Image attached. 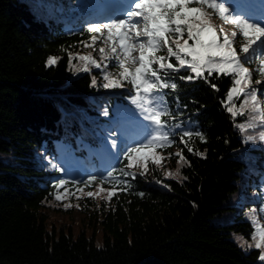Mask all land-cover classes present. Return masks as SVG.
I'll list each match as a JSON object with an SVG mask.
<instances>
[{
	"label": "trees",
	"instance_id": "16d2710c",
	"mask_svg": "<svg viewBox=\"0 0 264 264\" xmlns=\"http://www.w3.org/2000/svg\"><path fill=\"white\" fill-rule=\"evenodd\" d=\"M88 2L0 0V264H263L260 250H244L232 238L238 232L252 240L254 224L243 213L231 222L214 221L235 208L229 199L238 179L250 189L264 179V142L259 134L255 143L244 142L236 127L248 118L247 110L236 117L226 110L231 76L186 81L180 77L191 73L181 69L165 77L178 88L160 91L176 115L162 121H180L193 132L183 137L191 153L178 143L185 160L177 176L161 177L155 169L153 181L140 169H127L123 153L109 162L103 145L116 126L111 119L118 123L119 109L131 104L135 90L127 82L123 88L102 87L103 75L116 73L118 63L101 59L104 38L93 44L86 16L78 15ZM49 9L62 11L49 15ZM71 11L77 15L72 22ZM241 39L238 34L237 49ZM89 54L100 69L87 65L83 71L79 56ZM104 109L113 111L109 121ZM80 138L97 146L81 148ZM249 151L258 153L252 157ZM121 169L133 174L124 176ZM93 175L97 179L89 181ZM60 179L66 183L56 188ZM98 187L116 194L100 200L87 195ZM58 189L86 194L79 201L94 224L92 234L50 229L47 207Z\"/></svg>",
	"mask_w": 264,
	"mask_h": 264
},
{
	"label": "snow or ice",
	"instance_id": "6c2138e0",
	"mask_svg": "<svg viewBox=\"0 0 264 264\" xmlns=\"http://www.w3.org/2000/svg\"><path fill=\"white\" fill-rule=\"evenodd\" d=\"M133 3L134 7L127 11L124 18H115L102 23L88 22L86 29L89 33L95 34L91 37L93 44L100 37L104 38L106 47L99 49L101 59H114L118 63L116 73L105 72L103 75L105 82L102 87L118 89L125 87L127 82V85L135 90L131 104L135 105L136 117L142 124L147 122L146 129L135 122L125 128L108 129L111 149L118 150L120 142L131 141L136 144V146L127 147L123 152L127 160V169L131 170L135 166L141 169L140 175H143L147 171V160L151 159L152 163L160 165L162 157L156 154V148L167 147L172 143L170 137L175 135V131L165 130L166 122L162 121V117L171 116V113L166 107V101L160 96V91L178 88L177 83L169 82L165 77L181 69L191 73L180 77L181 80L186 81L197 78L207 80L214 73L230 75L232 86L227 92V101L230 106H227L226 110L232 117L242 115L247 110L250 117L247 124L240 123L236 127L243 132L245 129H255L257 121L264 125V116L259 115L261 100L258 99V90L252 87L253 73L242 62V54H248L258 44H264V26L251 23L240 15L233 17L229 8L220 0H138V2L133 0ZM190 4L196 6L190 7ZM55 11H62V9ZM55 11L49 9L48 14L55 15ZM216 17L234 26V30L229 32L218 26L215 23ZM185 33L187 39H183ZM238 34L243 37V41L237 49L234 45L237 43ZM141 37L145 39L141 40ZM189 40L192 41L191 44ZM163 48L167 49V55H156ZM169 57H175L177 64L168 62ZM258 59L261 79L255 81L257 85L264 79V55H260ZM79 60L85 62L81 66L85 72L89 70L87 65H92L96 69L101 68V64L97 63L91 54L79 56ZM51 63L53 61L49 59V64ZM92 84L97 85V81L93 79ZM211 87L217 86L212 84ZM241 95L244 97V103L237 108L233 99ZM102 115L109 121L113 111L104 109ZM180 128V123L174 125V129ZM196 135L204 140V136L199 132ZM192 136L191 131H183L181 136V141L184 142L189 153L193 149L187 145V141H183V137L191 138ZM97 140L99 141L100 137H97ZM258 140L264 142V131L259 132ZM245 142L255 143L256 137L249 134L245 137ZM79 145L81 148L97 146L85 145L83 138H80ZM145 150L147 154H144ZM196 155L200 153L197 152ZM176 156L179 157L180 162L185 160L180 152H177ZM56 167L57 165L52 164L53 169ZM121 172L124 176L133 174L124 169H121ZM178 174L179 170H177ZM107 177H113V172L108 171ZM96 179L94 175L89 177V181ZM115 182L116 184L124 183L121 180ZM65 183L64 179H60L56 188H60ZM115 194L109 191L107 197L111 198ZM87 195L92 196L93 193L88 192ZM139 195L143 196L144 193L141 192ZM60 198V196L56 197L57 200ZM260 211L264 212V208ZM241 246L260 250L259 260L264 262V228L256 230L253 243L242 241Z\"/></svg>",
	"mask_w": 264,
	"mask_h": 264
},
{
	"label": "rangeland",
	"instance_id": "374dc122",
	"mask_svg": "<svg viewBox=\"0 0 264 264\" xmlns=\"http://www.w3.org/2000/svg\"><path fill=\"white\" fill-rule=\"evenodd\" d=\"M37 1V0H36ZM138 2V0H136ZM221 3H224L226 7L229 8L230 14L234 17L236 15H240L241 17L247 19L251 23H258L260 26H264V0H220ZM52 3V0H48V5ZM132 7H134L133 0H90L88 3H84L81 5L80 8L85 9L84 12H81L78 15H87L88 16V22H109L111 19L115 18H124L127 11L130 10ZM94 13V14H93ZM71 16H69V21H73L75 19L76 12L71 11ZM139 19V18H136ZM215 23L226 29L227 31L231 32L234 30V26L226 24L222 22L219 17L215 18ZM174 38V37H173ZM141 40H144L145 38L141 37ZM183 39H187L186 33L184 34ZM239 41V40H238ZM243 39H241V42ZM189 43L191 44L192 41L189 40ZM238 45L240 46V41L238 42ZM173 48H175L174 45H172ZM236 47V44L234 45ZM256 53L259 55H264V44H258L254 49L250 50L248 54H245L243 57V61L245 63L246 67H249L250 71H252V87H255L258 90V99L261 100V112L259 115L264 116V87L262 86L264 84V79L261 80V83L259 85L255 84V81L258 79H261V76L259 74L258 68H259V56H256ZM134 55H138L137 53H134ZM156 55H167V49H165L164 52L158 51ZM248 58H254L253 60L247 59ZM170 58V57H169ZM168 58V59H169ZM175 59V57H173ZM169 62H171L169 60ZM194 75V74H192ZM231 88V87H230ZM128 89V88H126ZM230 90V89H229ZM233 102L235 103L236 107L239 108V106L244 103V97L241 95L239 98L234 97ZM226 104L229 105L227 98H226ZM135 105H125L122 106L119 109V113L122 117H118L115 128H125L130 126L133 122L137 123L138 126L142 128H147V122H144L145 124H142L138 121L136 114H135ZM248 118H243L241 120L236 121V125L240 123L247 124L249 122V114ZM176 116L171 114V116ZM241 116V115H239ZM127 119V120H126ZM142 119V118H141ZM112 122L115 123V119H111ZM178 121L177 123H179ZM181 124V123H180ZM257 126L255 129H245L243 132L240 131L238 128V131L240 132L241 137L243 138L245 142V137L249 134L255 136L256 134H259V132L264 131V125L260 124L258 121L256 122ZM175 125V124H174ZM174 125H170L166 123L165 130L172 131L175 130V135L170 137L172 140V143L169 144L167 147H158L156 148V154L160 155L162 157L160 165H156L152 163V160L149 159L146 162L147 171L144 172L148 178H153L154 170L160 174L161 177H175L177 176V170L179 166L181 165V162L179 161V157L176 156V153L179 152L180 145L178 143L181 142V136L183 131H187L185 129V125L181 124V130L174 129ZM111 128V126H109ZM151 128V126H149ZM144 142V141H141ZM130 143V145H129ZM129 146H136V144L132 143L131 141L120 142L119 149H111L110 143L103 145V151L104 155L107 157V159L110 162L117 161L119 154H122L124 151H126L127 147ZM120 150V151H119ZM250 154V156L254 157L258 151H249L247 152ZM147 154V150H145V153ZM103 168H106V166H103ZM132 169L139 170L137 167H133ZM153 170V171H152ZM141 171V169H140ZM258 171V170H257ZM82 172V171H79ZM260 182L263 183H252L253 187L245 188L249 183H243V180L240 178L238 179V190L236 194L229 199L230 206H234L235 208L227 209L224 211V213L221 216H216L214 218L215 222H221V223H227L234 220V218L238 217L240 213L244 214V217L249 219L253 222L255 232L258 228H264V212H261L260 209L264 208V179L263 177H260ZM259 185L258 187H255ZM109 190H106L104 188L98 187L95 192L93 193V196H96L99 200L103 197H107V193ZM247 194L246 196H244ZM86 195L82 191H69L67 189H58L57 196H60L61 198L59 200L54 198L51 202L48 203V217H49V227L50 229L55 228L56 230H64L67 231L69 228H72L73 233H78L81 230L88 231V234H92L91 232V226L94 227V224L92 222H89L85 218V216L82 213V208L80 206V198L82 196ZM248 200V201H246ZM239 201L240 204H239ZM258 202V205H257ZM85 219L86 221H84ZM90 228V229H89ZM253 235V236H254ZM253 236L252 240L245 238L241 233L234 232L232 233V238L234 241L240 246L242 241H247L249 244L253 243ZM98 246L102 245V239H98L97 241ZM244 250H248L249 248L242 247ZM264 264V262H262Z\"/></svg>",
	"mask_w": 264,
	"mask_h": 264
}]
</instances>
